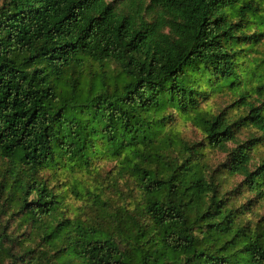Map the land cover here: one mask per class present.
Returning a JSON list of instances; mask_svg holds the SVG:
<instances>
[{
	"label": "trees",
	"instance_id": "1",
	"mask_svg": "<svg viewBox=\"0 0 264 264\" xmlns=\"http://www.w3.org/2000/svg\"><path fill=\"white\" fill-rule=\"evenodd\" d=\"M118 1L0 4V264H264V158L250 167L264 76L250 86L243 66L264 0ZM223 86L232 103L201 109ZM173 111L201 141L173 128ZM206 148L227 151L211 171ZM100 155L137 187L105 225L66 215L42 175ZM224 172L242 178L225 189Z\"/></svg>",
	"mask_w": 264,
	"mask_h": 264
},
{
	"label": "rangeland",
	"instance_id": "2",
	"mask_svg": "<svg viewBox=\"0 0 264 264\" xmlns=\"http://www.w3.org/2000/svg\"><path fill=\"white\" fill-rule=\"evenodd\" d=\"M2 1L0 0V4ZM123 1L119 0L118 3L123 4ZM256 27L255 24H252L247 31L250 33L255 30L256 33H260ZM243 58V66L255 73L251 77L250 84V86H254L261 82L264 76V31L257 35L254 44L247 48ZM248 95L255 97L257 91L250 88ZM235 97L237 95L227 86L216 87L208 91L205 99L200 102V108L217 112L224 106L231 104ZM173 114L175 115V123L172 126L184 139L188 142L201 141L203 134L199 128L176 111H173ZM252 130L250 127L241 128L238 131V139H247ZM227 145L231 147L234 143L228 142ZM251 154L250 167H253L261 158H264V146H256ZM226 155L227 151L225 150L206 148L205 160L209 171L216 169L219 163L225 160ZM3 161L0 160V169L2 170ZM116 163L117 160L114 157L100 155L93 159L90 168L73 165L55 171L53 168L46 167L42 170V175L47 178L48 185H53L56 192H59L58 198L61 201V209L66 215L78 216L90 222H101L105 225L107 221L111 220L110 212L122 209L124 205L133 206L137 196V187L134 182L125 181L123 177L116 174ZM217 174L216 171V176ZM241 178L242 175H228L226 172L218 175V179L221 180L225 189L234 187ZM248 195L249 193L244 191L242 195L238 196L237 203L243 202ZM31 196L32 194L28 198ZM254 209L260 214L264 213V202H255ZM260 214L255 215L254 218Z\"/></svg>",
	"mask_w": 264,
	"mask_h": 264
}]
</instances>
